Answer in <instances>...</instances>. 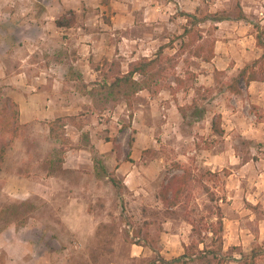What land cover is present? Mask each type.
Segmentation results:
<instances>
[{
    "label": "rangeland",
    "instance_id": "obj_1",
    "mask_svg": "<svg viewBox=\"0 0 264 264\" xmlns=\"http://www.w3.org/2000/svg\"><path fill=\"white\" fill-rule=\"evenodd\" d=\"M160 1L161 16L144 21L137 0H0V111L17 108L21 125L0 162V264H163L195 248L187 219L202 229L197 249L217 252L184 264H246L240 253L251 250L224 242L218 250L206 229L215 221L210 208H227L230 188L264 171L229 164L233 153L242 163L264 160V138H245L262 122L264 106L244 84L239 95L224 90L256 52L250 42H234L231 56L205 62L218 26L197 23L185 36L184 11ZM207 5L198 19L216 17ZM69 11L75 26L56 27ZM142 57H157L160 71L144 89L125 99L103 88ZM64 105L71 115L62 116L71 118L51 135ZM34 109L43 114L25 120ZM216 116L223 136L211 130ZM233 118L241 119V132ZM8 139L0 131V146ZM184 168L190 187L167 208L160 186ZM262 245L256 264L264 263Z\"/></svg>",
    "mask_w": 264,
    "mask_h": 264
},
{
    "label": "crops",
    "instance_id": "obj_2",
    "mask_svg": "<svg viewBox=\"0 0 264 264\" xmlns=\"http://www.w3.org/2000/svg\"><path fill=\"white\" fill-rule=\"evenodd\" d=\"M137 1L141 4V8L138 7L140 8L139 10L143 11V14L145 15V17L143 16L144 21L151 17L152 20H156L154 19L156 18V16H161L162 5L160 4L162 3L160 0ZM173 1H176L179 10H183L185 13L196 14L199 13L200 9L205 6V4H208L207 7L209 8V11L213 10L214 13L217 12L216 17H221V20H212L214 21V24L218 26L219 31L217 40H215L214 55L218 54L220 56H224V54H227V56H231L234 49L230 47L229 43L234 42H239L241 44L250 42L253 47L251 49L252 52H256L257 58L260 55V52L263 48H260L256 45V38L258 36V29H264V0H234L233 5V0H169L167 4L174 5L175 3ZM236 8L242 11L245 19H235ZM133 10L134 9L128 10V7L127 10H125L127 20H133L131 16L134 13ZM140 15H142L141 12L139 13V16ZM182 18L186 23V19L183 16ZM202 23L204 22H200L198 24L200 25ZM262 40L264 41V39ZM220 52H223V54H221ZM246 90V93H249L255 97L254 99H256V104L264 106V82L253 81L246 87ZM254 92L256 93L253 94ZM66 107L67 106L65 105L62 107L61 116L71 115V112L67 111ZM28 114L30 118L27 117V119L25 120H35L39 119L40 115L43 114V111L34 109ZM262 119V122L257 123V127L253 128V131H251L252 134L250 135L248 133L245 138H264V115ZM234 120L239 126L238 130L241 132L240 126L243 125L241 119L235 118ZM262 142L264 144V140H262ZM229 158V164L234 168H238V165H240L241 168L250 166H252L253 168L257 167L259 170L261 169V167L264 168V160L262 157H259L258 161H254V158H251L249 160H246V162L244 163H242L239 160V156L234 153ZM258 177L259 178H255L253 182L249 180V182L251 183H248L247 185H238L231 187L230 190L232 195L228 198L232 199L233 201L229 203V206H227V208H222L223 242L225 244L227 243L233 246H239L243 251L252 250L257 245H262L264 242V216L263 218H258L253 211V209L257 207V209H260L264 212L263 170L261 171V173L259 172ZM90 184H93L94 187L97 186L96 177H94L93 180L92 178L90 179ZM239 195H241V198H244L247 205L244 201L241 204V202L237 200ZM86 217L92 218L91 215H87ZM21 246L22 249H26V245Z\"/></svg>",
    "mask_w": 264,
    "mask_h": 264
},
{
    "label": "trees",
    "instance_id": "obj_3",
    "mask_svg": "<svg viewBox=\"0 0 264 264\" xmlns=\"http://www.w3.org/2000/svg\"><path fill=\"white\" fill-rule=\"evenodd\" d=\"M69 16L62 15L55 20V25L58 28H72L76 24V13L74 11H69ZM186 19V23L183 25V35H190L192 26L194 24L204 22L206 20H221V17H203L198 19L196 13H180ZM223 18V16H222ZM235 19H245L244 14L240 9L236 8ZM264 29H258V36L256 38V45L260 48H264ZM190 40V39H189ZM202 51L203 47H199ZM200 54V53H199ZM214 55V42L211 43V46L207 50V54L201 55L202 60L205 62H210ZM158 58H148L142 57L137 60H133L128 63L126 71H119L117 74L112 75L109 81L105 79V86L111 94H119L125 96V99L133 93H136L145 88L143 83L146 84L148 77L156 72H160L158 67ZM138 78V79H137ZM253 81L264 82V52L256 59L245 64L239 71L230 78L229 81L224 83V90L230 92L234 95L241 94L242 87L241 84L248 86ZM195 102V101H194ZM194 102L190 105L189 108L193 107ZM196 104V103H195ZM13 107H17V104L12 103ZM18 110L13 108L10 112L3 109L0 111V131L2 134L8 135V141L4 142L0 146V162L3 160V156L6 150V147L12 142L19 133L21 125L18 120ZM71 118V117H67ZM66 117H57L49 125L50 134H54L57 126L66 125ZM221 117L216 116L211 122V130L214 134L218 136H223L225 131L221 128L220 125ZM246 162V161H244ZM192 174L191 172L184 168L181 173L172 174L171 176L165 179V182L160 186L158 192V198L161 203L169 207H175L180 202L184 194H186L187 189L190 187ZM109 181L115 189L120 188V181L114 177L110 176ZM210 201H214V198L211 196ZM210 218H214L215 221H212L209 224V227L206 229L208 233L211 234L212 240H215L218 250H222L223 247V212L222 208L219 205H214L210 208ZM187 222L191 226L193 234L197 235L198 241L196 242L195 248L194 245L190 244L186 246V249L183 254L178 257L172 258L170 260L161 259L163 264H176L178 262L185 263L188 260H196L204 258L208 253H215L217 251H206L204 248L202 250L197 249L198 244L203 243L202 238V229L198 227V224L194 220L187 219ZM193 248V249H192ZM263 251V245H257L251 250L249 254H241V258L244 259L246 264H256V258L259 255V252Z\"/></svg>",
    "mask_w": 264,
    "mask_h": 264
}]
</instances>
